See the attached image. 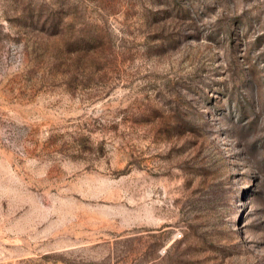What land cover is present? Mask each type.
I'll list each match as a JSON object with an SVG mask.
<instances>
[{
  "label": "rangeland",
  "instance_id": "1",
  "mask_svg": "<svg viewBox=\"0 0 264 264\" xmlns=\"http://www.w3.org/2000/svg\"><path fill=\"white\" fill-rule=\"evenodd\" d=\"M0 264H264V0H0Z\"/></svg>",
  "mask_w": 264,
  "mask_h": 264
}]
</instances>
